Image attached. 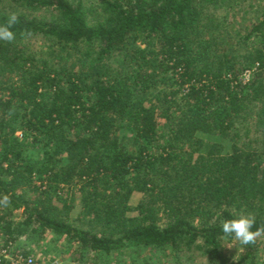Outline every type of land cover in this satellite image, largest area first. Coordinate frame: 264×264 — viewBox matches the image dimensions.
I'll return each mask as SVG.
<instances>
[{"label": "trees", "instance_id": "1", "mask_svg": "<svg viewBox=\"0 0 264 264\" xmlns=\"http://www.w3.org/2000/svg\"><path fill=\"white\" fill-rule=\"evenodd\" d=\"M241 1L0 0V25L18 17L0 41V247L55 235L76 264L131 246L258 264L251 245L225 256L221 231L264 224V8L230 35Z\"/></svg>", "mask_w": 264, "mask_h": 264}, {"label": "rangeland", "instance_id": "2", "mask_svg": "<svg viewBox=\"0 0 264 264\" xmlns=\"http://www.w3.org/2000/svg\"><path fill=\"white\" fill-rule=\"evenodd\" d=\"M264 8V0H245L241 1L239 5L227 9L221 13L223 21L229 31L230 35H238L249 29L250 23L254 21ZM30 48L36 51L38 55H42L48 41L43 38H31ZM252 75V72L245 73L244 79L247 80ZM21 135V133H18ZM205 140H218L223 144V153L227 154L231 150V141L228 139H218L217 136L208 134H199ZM142 194L135 192L130 200L132 207H135ZM75 208L71 213V222L75 225L79 223V217L81 214V198H77L75 201ZM128 215H136V211L129 212ZM22 245L28 246V241L23 238ZM42 244H35L34 250L28 254L34 255L42 262L63 260L72 261L75 260L74 256L79 255L80 252L73 248V245L68 244L67 240L60 238L59 236H48V238L41 240ZM231 246V248H229ZM249 246V245H248ZM247 246L240 245L238 242L232 240L224 245V254L227 257H238L240 253H243ZM251 247H256L258 252V264H264V237L257 239L255 244H251ZM78 253V254H77ZM80 256V255H79ZM88 264H211V257L204 254L203 249L192 248L190 250H183L181 253H176L170 248H152L144 246H131L121 250L112 252V254H90ZM84 261L83 258L80 262ZM83 263V262H82Z\"/></svg>", "mask_w": 264, "mask_h": 264}, {"label": "clouds", "instance_id": "3", "mask_svg": "<svg viewBox=\"0 0 264 264\" xmlns=\"http://www.w3.org/2000/svg\"><path fill=\"white\" fill-rule=\"evenodd\" d=\"M17 23L18 17L12 14L5 24L0 25V41L15 42L16 33L12 29ZM9 203L8 195L0 197V206L7 207ZM221 231L226 239L230 237L240 245L247 246L255 244L258 238L264 236V224L257 226L254 214H242L236 218L224 220L221 224Z\"/></svg>", "mask_w": 264, "mask_h": 264}, {"label": "built area", "instance_id": "4", "mask_svg": "<svg viewBox=\"0 0 264 264\" xmlns=\"http://www.w3.org/2000/svg\"><path fill=\"white\" fill-rule=\"evenodd\" d=\"M250 72L247 71L246 73ZM0 259H5L11 264H76L73 260L70 262L63 260L42 262L34 255L15 250V245L6 248L0 247Z\"/></svg>", "mask_w": 264, "mask_h": 264}]
</instances>
